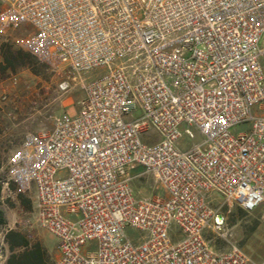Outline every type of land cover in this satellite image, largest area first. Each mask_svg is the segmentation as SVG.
<instances>
[{"label": "built area", "instance_id": "built-area-1", "mask_svg": "<svg viewBox=\"0 0 264 264\" xmlns=\"http://www.w3.org/2000/svg\"><path fill=\"white\" fill-rule=\"evenodd\" d=\"M0 3V36L24 29L23 48L85 90L0 168L6 198L33 202L19 224L57 237L56 264H264L225 209L264 223V0ZM145 176L166 196L136 197Z\"/></svg>", "mask_w": 264, "mask_h": 264}, {"label": "rangeland", "instance_id": "rangeland-1", "mask_svg": "<svg viewBox=\"0 0 264 264\" xmlns=\"http://www.w3.org/2000/svg\"><path fill=\"white\" fill-rule=\"evenodd\" d=\"M2 5L0 3V9ZM27 35L24 29L15 30L10 36H0V163L6 166L13 151L23 141L24 137L42 128H50L57 116L64 113H75L80 107V101L85 96V90L79 78L73 80L75 74L63 68L59 72L50 68L46 63L33 57L22 46V39ZM264 46V37L262 41ZM68 80L70 87L62 90L60 84ZM6 104L12 107L5 109ZM3 107H5L3 109ZM249 130L247 124H240L233 128L238 134ZM196 138L185 137L184 148L193 142L202 140L201 134L195 131ZM0 167V168H1ZM134 195L166 196V192L151 176L136 179L133 182ZM7 193L0 196V207L4 211L7 222L12 227H23L19 224L31 215L32 200L25 194L16 195L13 199L6 198ZM229 212V227L233 233V240L242 246L254 262H264V223L261 221L258 209L244 212L235 203L226 204ZM0 228V264H3L5 247L3 236L5 229ZM38 230L29 232L38 235ZM45 243L50 249L56 248L57 237L51 232L41 230ZM127 232L137 236L138 231L128 228ZM218 247L225 244L218 242Z\"/></svg>", "mask_w": 264, "mask_h": 264}, {"label": "crops", "instance_id": "crops-1", "mask_svg": "<svg viewBox=\"0 0 264 264\" xmlns=\"http://www.w3.org/2000/svg\"><path fill=\"white\" fill-rule=\"evenodd\" d=\"M3 44L0 43V47ZM6 108L3 109L11 110V106L6 104ZM9 227L5 229L3 236V245L5 247V255L3 258V264H56V261L59 258V250L58 244L56 248L50 249L48 245L45 243V237L41 230L37 229L38 235H31L26 229L23 227H12L7 222L5 227ZM13 230L16 233H19L27 242L28 246L14 244L10 239L6 238L7 233ZM37 253L38 258L33 256V252Z\"/></svg>", "mask_w": 264, "mask_h": 264}, {"label": "trees", "instance_id": "trees-1", "mask_svg": "<svg viewBox=\"0 0 264 264\" xmlns=\"http://www.w3.org/2000/svg\"><path fill=\"white\" fill-rule=\"evenodd\" d=\"M29 53V52H28ZM30 54V53H29ZM33 56V55H32ZM34 57V56H33ZM0 167H1V163H0ZM1 193H2V187H1V184H0V196H1ZM241 208V207H240ZM242 211L246 212L245 210H243L241 208ZM7 223V218H6V215L4 213V211L2 210V208L0 207V228L4 227ZM6 238L12 240V242L14 244H18V245H24V246H28V242L19 234V233H16L14 232L13 230H10L7 235H6ZM33 256H35V258H38V255L35 252H33Z\"/></svg>", "mask_w": 264, "mask_h": 264}]
</instances>
